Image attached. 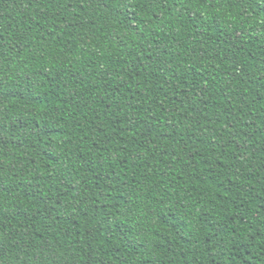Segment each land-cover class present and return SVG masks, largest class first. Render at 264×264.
Segmentation results:
<instances>
[{"label":"trees","instance_id":"trees-1","mask_svg":"<svg viewBox=\"0 0 264 264\" xmlns=\"http://www.w3.org/2000/svg\"><path fill=\"white\" fill-rule=\"evenodd\" d=\"M0 264H264V0H0Z\"/></svg>","mask_w":264,"mask_h":264},{"label":"snow or ice","instance_id":"snow-or-ice-1","mask_svg":"<svg viewBox=\"0 0 264 264\" xmlns=\"http://www.w3.org/2000/svg\"><path fill=\"white\" fill-rule=\"evenodd\" d=\"M196 2L204 3L207 4L209 7H213L221 3V0H196ZM5 91H6V86L0 83V96H2Z\"/></svg>","mask_w":264,"mask_h":264}]
</instances>
